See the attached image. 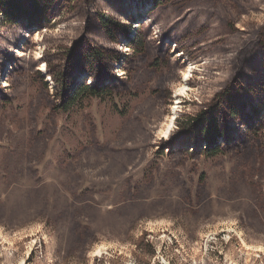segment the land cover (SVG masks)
<instances>
[{
  "label": "rangeland",
  "instance_id": "obj_1",
  "mask_svg": "<svg viewBox=\"0 0 264 264\" xmlns=\"http://www.w3.org/2000/svg\"><path fill=\"white\" fill-rule=\"evenodd\" d=\"M174 2L95 0L58 10L39 31L0 25V59L11 51L0 77V264H264V120L247 135L242 117L255 104L225 113L231 146L217 156L181 131L259 68L264 47L248 43L264 38V0ZM98 13L129 39L157 18L146 52L103 43ZM82 26L118 52L105 80L113 96L57 111L46 68L83 51ZM174 32L176 47L165 40ZM242 50L250 64L237 73Z\"/></svg>",
  "mask_w": 264,
  "mask_h": 264
},
{
  "label": "trees",
  "instance_id": "obj_2",
  "mask_svg": "<svg viewBox=\"0 0 264 264\" xmlns=\"http://www.w3.org/2000/svg\"><path fill=\"white\" fill-rule=\"evenodd\" d=\"M172 1L174 2L176 0H153L154 4L156 3L158 7L161 6L162 8L166 7L169 3L171 6L174 5L175 8L179 6L178 4L176 5L175 2L172 4ZM91 3H95V0H0V25L2 27H14L24 23L28 30L34 28L39 31L42 28L50 27V23L52 20H54V15H56L58 10L64 9V7H68V9L72 7L75 8L79 5H83L88 9L90 8L89 6ZM112 4H114L115 7L118 3L115 4L113 2ZM118 5H120V3ZM161 10L162 11L158 12L157 17L163 12L164 9ZM87 15L90 14L85 11V16L87 17ZM95 15L100 31L99 35L102 36L101 40H104L103 43L108 45L115 43L118 45L119 42L125 40L127 42L126 47L132 51L134 56H141L146 52L145 49L150 36L148 34L150 24H153V22L158 20L157 18L155 19L152 17V20L148 21V25H146L147 27L141 25L140 31H138L136 37L129 39L128 35H126L127 33L124 35V32H126L124 31V26H122L118 21L114 20L113 18H106L102 13ZM190 28L191 27L188 26L186 32H188ZM80 29L81 35H79L80 39H78H82L83 43H81V49L83 51L78 53L79 51L76 52L74 48L69 49L66 52L64 50L62 51V59L57 64L58 67L56 66L54 68H46L48 70V77L55 85L54 100L58 101V104L54 106V110L57 111L68 112L74 107L83 105L84 102H89L91 99H109L113 96L112 88H115V85H107L105 80H108L111 83L110 72L113 68L111 65L112 63H116L118 61V52L108 49L107 45L99 42V38H92L88 36L89 32L87 31L86 26H82ZM32 33H34V31ZM175 35V32L170 33V35H167L165 40L174 42L173 44H175L176 47L177 42L175 41ZM22 37L23 36H19L17 41L24 42V38ZM248 44V46L254 45V47H264V38L258 40L257 42ZM13 45L15 46V43H13ZM164 46L166 45H161V47L158 48V55H162L163 50L164 54L169 52L170 49ZM7 50L8 49L5 48L4 52L2 53L3 57L0 59V77L3 76L4 73V67L1 65L2 61L6 60L5 62H8L11 60V55L9 54L11 51ZM248 50L249 51L246 53L245 57L249 60V57L251 54L254 55L255 51L252 53L251 51L254 50V48L251 49V47H249ZM243 53L244 51L242 50L239 60L236 61L234 66V70L235 72L237 70V73L243 69L246 70L250 64V62L247 63L248 60L243 56ZM20 54L21 55L15 57V62L13 63L14 68L16 65L20 66V64L23 62L22 59L24 55L22 53ZM39 59L41 58L39 57L36 59V61ZM260 59H262V61L260 60L261 62L259 64V68L246 78L240 79L238 76L233 79V83H230V89H226V91L218 95L216 102L211 107H209V110H206L195 117L191 116L186 118L184 128L181 129V131L191 130V135L189 136L191 140H189L194 144H205V153H207L206 155L208 157L217 156L222 152L223 149H225V147L231 146L229 145L231 141H229L228 137H226L229 126L227 124L228 122H225L224 120V115L228 111L230 117L238 114L240 107H242L241 109L245 108L248 99L252 100V103L255 105L250 103L252 104V106H249L250 110H248V112L244 113V116H242L243 118L249 116L250 121H247L246 123H249L248 126H250L247 128V135L251 133V128L255 124L254 122L256 120L262 122L261 125H263L264 50L261 51ZM17 60L20 61L18 62ZM73 62L79 64L80 66L79 69L75 68L76 72L80 74V76L83 74L84 76L86 75L87 79L84 78L82 84H75V82L71 81L70 79L71 73L73 71V65L71 64ZM244 65L245 67H243ZM206 74L207 73H205V76H207ZM49 78L47 79L49 80ZM88 82L90 85H88ZM0 89L2 90L3 87ZM240 101L244 103V105ZM238 123H242L243 125L244 122L239 120ZM193 130L196 132L195 134L192 133ZM223 140L225 142H223Z\"/></svg>",
  "mask_w": 264,
  "mask_h": 264
},
{
  "label": "bare ground",
  "instance_id": "obj_3",
  "mask_svg": "<svg viewBox=\"0 0 264 264\" xmlns=\"http://www.w3.org/2000/svg\"><path fill=\"white\" fill-rule=\"evenodd\" d=\"M43 68V67H42ZM41 68V69H42ZM42 70H44V69H42ZM183 76H185V73L183 74ZM3 84V83H2ZM5 85L3 84V87H4ZM177 91H178V94L180 93V94H183V93H185L186 91H187V88H186V86L184 85V84H182V85H180V87L177 89ZM175 108V107H174ZM173 120H171L170 121V123L169 124H171V122H172ZM170 126V125H169ZM169 126H168V128L166 129V130H163L162 131V133H163V135H164V138H166L167 137V135H168V133H169Z\"/></svg>",
  "mask_w": 264,
  "mask_h": 264
}]
</instances>
